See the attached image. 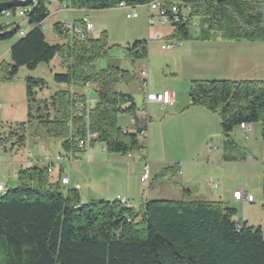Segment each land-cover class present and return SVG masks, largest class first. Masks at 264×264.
<instances>
[{
  "label": "trees",
  "instance_id": "1",
  "mask_svg": "<svg viewBox=\"0 0 264 264\" xmlns=\"http://www.w3.org/2000/svg\"><path fill=\"white\" fill-rule=\"evenodd\" d=\"M59 1L69 9L103 10L120 2L135 7L154 0ZM159 2L166 9L187 5L190 16L200 20L195 36L189 32L190 24L173 23V40H208L214 35L225 41L264 40V0ZM47 4L43 0L30 3L26 12L29 29L23 36L17 34L19 18L0 23V41L18 36L8 50L10 62L0 63V82L11 81L22 67L34 70L55 57L64 69L52 76L64 89L47 99L34 98L35 89L46 86L44 79L24 80L28 116L36 119L31 138L58 140L66 156L82 152L77 139L84 138L86 131L97 134L90 146L100 142L108 154L141 151L145 147L137 132L145 126V118L136 115L130 94L115 89L133 75L118 66L94 67L97 59L108 55L105 32L99 38L80 40L55 23L54 33L61 42L50 43L38 26L49 15ZM10 10L15 13L17 8ZM146 44L144 40L132 42L126 54L132 59L145 58ZM87 86L93 87L96 101L87 112L79 111L77 106L86 104ZM189 106L202 107L218 117L224 149L231 144L230 132L241 123H259L264 139V80H192ZM123 114L134 117L136 123L120 124L118 117ZM24 140L19 135L18 146ZM223 159L234 158L225 154ZM52 174L40 164L21 167L16 186L4 187L0 193V264H264L261 226L238 223L236 209L222 201L152 199L135 211L116 199L85 200L76 188L61 183V173L53 180ZM261 192L264 199V162Z\"/></svg>",
  "mask_w": 264,
  "mask_h": 264
},
{
  "label": "rangeland",
  "instance_id": "2",
  "mask_svg": "<svg viewBox=\"0 0 264 264\" xmlns=\"http://www.w3.org/2000/svg\"><path fill=\"white\" fill-rule=\"evenodd\" d=\"M57 0L47 4L49 11L48 17L45 19L44 34L50 43L61 42L60 38L54 33V24L59 18L63 21L67 15H73L71 10L66 9L57 14L51 13L57 6ZM59 4V3H58ZM135 11L138 15L137 18H127L126 13ZM147 9L144 5H138L132 8H119L118 6L105 9L103 11L94 10V14L90 15V20L94 24V38H99L102 32L106 33V41L110 47L107 57L97 59L93 65L95 68H105L109 66H118L122 70L128 71L131 75L137 74L142 68H146L148 72L147 87H144L140 80L133 78L128 82H119L115 86L118 92L128 93L133 97L134 103L137 107L139 114H149L153 118L155 110L153 106L148 105L145 101L146 92L148 90L154 92H162L164 90L174 95L177 92V99L179 101L189 100V87L192 80H213L219 79L215 75L199 71L194 68L196 63L201 59L199 50L193 53L186 49V40H181L182 44L175 45L171 49H161V44L165 41L172 40L171 34L174 32V26L170 23L164 24L157 19L155 22L148 26L147 24ZM151 14L156 15L155 11H150ZM195 18V17H193ZM58 19V20H59ZM21 26H25L21 19H16ZM195 21H200L195 18ZM10 19H0V23L9 24ZM190 24L189 32L193 34V29L196 25ZM16 35L12 39L0 41V63L10 62L8 49L14 42ZM146 41L147 57L132 59L126 54V48L129 44L135 41ZM195 40V39H192ZM185 48V52H183ZM201 54V53H200ZM42 63L34 70H27L20 68L11 81L0 82V183L7 189L16 186L17 172L20 169V164L31 158V155H36L40 150L50 156H55L57 153L65 155L60 148L58 140H42L40 146H36L34 139L31 138L32 129L36 126V119L29 118L27 109V98L25 91V78L34 77L42 78L46 82V86L42 89H35L34 98L47 99L61 86L52 81L54 73H62L64 69L60 66L59 57H55L50 64ZM87 94V89H84ZM92 95V93H91ZM90 96V94H89ZM92 103V101H90ZM36 104L33 105L32 115H35ZM129 114L120 115L119 121L123 122L129 119ZM153 120V119H152ZM148 122V141L151 140V131H155L156 124L153 121ZM220 131V126H219ZM150 133V134H149ZM221 134V133H220ZM24 135L25 140L22 145L17 144V137ZM155 139V137H154ZM147 140V139H146ZM254 142V135L250 134L249 138H239L238 147H231L226 154L235 157L236 160H241L244 156L248 163L244 166V171L239 166H234L232 169L233 175L229 179L231 186L241 187L245 184L251 194L255 198V203L245 210L238 209L234 218L238 223H242L243 217L241 213L248 218V224L259 220L262 215V232L264 239V210L261 211L260 203L257 200L261 193V180H262V159L251 162V143ZM215 140L210 141L209 147L213 148L211 154L203 151L197 155H180L177 156L176 168L170 169L164 175H158V171L165 166L166 162L172 161L177 154L172 149L164 155L163 162L155 163L146 157V147L139 152H135L129 156L120 154H108L105 150H101L102 143L96 142L95 149L99 151L96 160L89 162L85 168L81 170V176H88V181L85 183L94 193L105 192L106 190L122 194L127 184L130 193L139 197L144 194V191H150V188H141L140 176L142 173V161L149 162L150 172L149 178L144 182H153V187H160L161 182H168L176 188H183L181 179L192 178L196 179L201 187H204L208 181L215 184L225 178V165L216 163V147ZM146 145V144H145ZM158 149L155 148L154 154H158ZM160 154V153H159ZM110 155V156H108ZM190 158H195L198 162L189 161ZM209 159V162H208ZM168 160V161H167ZM210 161H213L210 162ZM229 169V168H227ZM181 170V171H179ZM182 176V178H180ZM56 174L51 175V179H55ZM83 181L84 179L81 178ZM81 181L80 184H83ZM214 188V186H211ZM157 188V189H158ZM211 188V189H212ZM63 193L65 192L62 190ZM213 191V190H212ZM104 196V195H103ZM144 196L141 199L144 201ZM113 195H107L105 198L112 200ZM102 198V197H98ZM149 200L161 198H174L165 197L156 191L149 194ZM209 198V197H207ZM105 200V199H102ZM131 202V201H130ZM137 211V210H135Z\"/></svg>",
  "mask_w": 264,
  "mask_h": 264
},
{
  "label": "crops",
  "instance_id": "3",
  "mask_svg": "<svg viewBox=\"0 0 264 264\" xmlns=\"http://www.w3.org/2000/svg\"><path fill=\"white\" fill-rule=\"evenodd\" d=\"M57 2L59 4L57 3L56 8H54V10L51 11L53 15L57 14V12H61L63 10L69 9V8L60 9V6L65 4L61 3L59 0H57ZM69 10H71V12H73L74 14L67 15V17L63 21H61L58 18L59 20L57 19L58 22L56 23H62L65 21H78L80 19L87 17V19L93 24V22L90 20V15L94 14V10L71 9V8ZM103 10H98V11H103ZM148 13L149 10L147 9L146 15H148ZM126 15L127 13L125 14V16ZM195 18L192 19V22L194 20V22L200 24V21H195ZM22 22L25 23L24 20H22ZM194 28L196 29H193L194 31L192 34L193 36L197 35L200 30L199 27H194ZM93 30H94V24H93ZM93 30H92V38H94ZM186 42H188L186 43L187 51L190 50L193 53V51L198 52L197 50H199V52L201 53V54L198 53L199 55H201L200 61L196 63L197 65L194 66V68L198 69L199 71H205L206 73L209 74L213 73L215 77H218L219 79L264 80V40L255 41V42L225 41L222 40L218 35H214L211 39L208 40L189 39L186 40ZM180 44H182V41H180ZM183 50H184L183 52H185V48ZM47 66L49 65L47 64ZM142 69H146V68L144 67ZM138 73L134 74L133 77L139 80ZM147 76H148V72H147ZM61 89H64V86H61ZM85 89H87L86 103L90 107L96 101V94L92 86H87ZM159 92L148 90L146 93H159ZM90 101H92V103H90ZM173 101L174 102L172 105H162L160 103H155V102L147 103V106L151 105L153 106V110H155L153 118L150 117L149 114L147 115L139 114V113L136 114L142 118L143 117L146 118L147 124L153 119L152 120L153 124L155 123L157 126L155 131L153 132L151 131L150 141H148V126H147V140L145 143L146 145L144 146L146 147L147 150L146 151L147 159H151V161L155 163H161L165 161L163 160L164 158L162 157H164V155L166 154V149L168 150V152L173 149L177 155L174 156L172 161H168V160H167L168 162L165 161L166 164H164L165 166L163 167H169L177 164L175 162L177 161V159H179L177 158V156L180 155L193 156L199 153L201 154L203 151H205V153H208L209 156V154H211L213 151V148L209 147V143L210 141L215 140L214 145L217 148L216 163L225 165V171H224V173H226L225 178L222 179L220 184L219 183L215 184L214 182L208 181L206 184H204V187H201L196 179L194 180L192 178H185L184 180L183 179L180 180L181 185H183V188L181 189L171 185L172 184L171 181L170 183L169 181L161 182V184L159 185L161 186V189L160 187L159 188L153 187V182L148 183L147 186L143 181L140 187L141 188L146 187L148 189L150 188V191H146V193L144 191L143 194L145 195L144 201L150 199L149 198L150 192L156 191L157 193H160L165 197H174V198H161V199L181 200L183 198H189L193 200H203V201H222L227 206L236 209V213L238 209H241L242 211L245 210L246 208H249L252 204L255 203V198L251 194L249 188L245 184H242L241 187L231 186L229 185L230 184L229 179H231V176L233 175L232 169L234 166H239V168H241V170L244 171V166L250 163L247 162L245 156L241 160H236L235 157L226 154L227 150H229L230 147L227 146L228 148L224 149V144H223L224 138L222 137L219 131L218 117L202 107L189 106V100L179 101L177 99V92H175L173 95ZM119 117H118V121H119ZM128 120L129 119L123 122L119 121V123L123 124L128 122ZM249 127H250V133L247 135L244 129H242L240 126H235L230 132L228 140H230L231 144H233L231 147H236V146L238 147L237 143L239 141V138L245 139V138H249L250 134L254 135V142L251 143L250 160L251 162L257 161L256 163H259L258 161L262 159L261 163H263L264 139L262 138L261 135V126L259 123H252L249 124ZM34 143H36V146L42 147L40 145L42 144L41 141L34 140ZM94 144L90 146L87 152H76L74 155H69V156L62 155L64 156L63 162L55 166L53 170V173L56 174V178L59 173H61V176L67 177L69 183L66 186V188H76L79 191L80 195L85 200H89V199L110 200L109 198H105L107 195L110 196L113 195L112 200H114L115 197L119 195L127 199L132 209L139 210L144 202L142 200L143 198L141 199L143 195L139 197V195L136 196L131 194L128 184L125 191L124 192L122 191V194L119 193L114 194V191L109 192L107 190L105 192L101 191L99 193H94L89 187L85 185V183L88 181V176L84 175L82 177L80 174L81 170L85 168L89 162H92L96 160L97 157H99V155H97L99 151L95 149ZM155 148L158 149L157 155L154 154ZM101 150H105L103 146L101 147ZM43 154H46L44 150H40L38 154L33 156L39 157ZM58 154L59 153H57L56 155ZM225 154L229 158H234V159L224 160L223 156ZM189 161L198 162V160H195V158H190ZM210 162L213 163V161ZM28 166H31L29 165L28 159L27 161L20 164V168L28 167ZM162 168L158 171L157 173L158 175H164L166 172H169L170 169L173 170L176 167L167 169L165 171H161ZM81 178L84 180L82 181ZM180 178H182V176H180ZM81 181L83 182V184H80ZM211 186H214V188H212ZM236 190H242L243 192L252 195L253 198L252 201H247L245 199H241V200L234 199L232 197V193ZM98 197H102V198H98ZM257 200L260 203L259 204L261 208L260 210L263 211L264 199L262 197V192L259 194ZM243 213H241V217H243V221H245L248 224L247 221L249 220L246 216H244ZM262 217L263 216L260 215L259 220H256V222H252L251 225H260L261 229H263L261 222Z\"/></svg>",
  "mask_w": 264,
  "mask_h": 264
},
{
  "label": "built area",
  "instance_id": "4",
  "mask_svg": "<svg viewBox=\"0 0 264 264\" xmlns=\"http://www.w3.org/2000/svg\"><path fill=\"white\" fill-rule=\"evenodd\" d=\"M40 0H35V3H37ZM47 3H50L52 1H56V0H43ZM31 5L27 6V7H22V8H17V10L15 11V13H12L11 10H4L0 12V19L4 18V19H10L13 17L19 18L21 20H24L25 26H21L18 30V36H23L29 29V25L26 21V12L27 9L30 7ZM119 8H130L129 6H127L124 2H120L117 5ZM147 9L149 10V13L147 15V23L148 25H152L155 20L157 19L158 21L162 22V23H187V24H195L192 22L193 17L190 16V7L187 5H178V4H173L171 5V7L169 9H166L165 7H162V5L160 4L159 0H154L150 3H148L146 5ZM66 6L65 5H61L60 9H65ZM150 11H155L156 15L150 14ZM127 18H136L137 14L135 12L132 13H127L126 15ZM39 28L44 31L45 30V23L44 21L40 22L38 24ZM195 27H199V24L196 23V25H194ZM60 27L62 29V31L75 36L77 39L80 40H85V39H92V30H93V24L87 19V17L80 19L78 21H65L60 23ZM180 41L178 40H170V41H165L164 43L161 44V49L163 50H168L171 49L172 47H174L175 45H177ZM130 46V44H129ZM147 70L146 69H141L138 73V78L141 81L142 85L144 87H147ZM145 101L147 103L150 102H155V103H160L162 105H172L173 104V97L172 95L169 93V91L164 90L162 92L159 93H146L145 96ZM83 109L86 110V112L89 109V106L87 105V103L82 106L79 105L77 106V110L82 111ZM145 125L147 124V120L145 118ZM128 123H130L131 125L136 123V120L134 119V117H131L128 121ZM127 123V124H128ZM127 124H124L121 129L123 132L126 131L127 129ZM144 127L140 128L137 132V137L140 140V143L142 145L145 146L146 143V139H147V129ZM240 127L242 129H244L245 133L248 135L250 133V127L247 126L244 123L240 124ZM97 139V134L96 133H91L89 131H86L84 138H78L77 139V148L79 149H83L82 152H87L90 148L91 143ZM130 157V155H127ZM63 157L62 155L58 154L55 156H50L48 154H43L39 157H35L31 155V158H28L29 160V165H35V164H40V165H44L46 167V170L48 173L53 172L54 167L61 164L63 162ZM142 173L140 176V180L141 181H145L146 179L149 178V172H150V167H149V162L148 161H142ZM61 183L63 185H67L69 183V180L67 177L62 176L61 177ZM3 185L0 183V191H2L3 189ZM232 197L236 200H241V199H245L247 201H252V195L243 192L242 190H236L232 193ZM115 199L121 203L123 206H129V203L127 201L126 198L121 197L119 195H117L115 197Z\"/></svg>",
  "mask_w": 264,
  "mask_h": 264
},
{
  "label": "water",
  "instance_id": "5",
  "mask_svg": "<svg viewBox=\"0 0 264 264\" xmlns=\"http://www.w3.org/2000/svg\"><path fill=\"white\" fill-rule=\"evenodd\" d=\"M31 3V0H5L0 1V12L4 10H10L11 8L27 7Z\"/></svg>",
  "mask_w": 264,
  "mask_h": 264
},
{
  "label": "bare ground",
  "instance_id": "6",
  "mask_svg": "<svg viewBox=\"0 0 264 264\" xmlns=\"http://www.w3.org/2000/svg\"><path fill=\"white\" fill-rule=\"evenodd\" d=\"M32 3H35V0H31ZM4 192V187L2 189V191H0V193Z\"/></svg>",
  "mask_w": 264,
  "mask_h": 264
}]
</instances>
